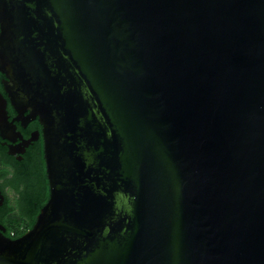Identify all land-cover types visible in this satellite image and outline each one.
<instances>
[{"label":"water","instance_id":"1","mask_svg":"<svg viewBox=\"0 0 264 264\" xmlns=\"http://www.w3.org/2000/svg\"><path fill=\"white\" fill-rule=\"evenodd\" d=\"M0 30L50 190L0 264H264V0H0Z\"/></svg>","mask_w":264,"mask_h":264},{"label":"flooded vegetation","instance_id":"2","mask_svg":"<svg viewBox=\"0 0 264 264\" xmlns=\"http://www.w3.org/2000/svg\"><path fill=\"white\" fill-rule=\"evenodd\" d=\"M11 85L0 69V228L17 239L36 222L50 190L44 128L29 108L13 102Z\"/></svg>","mask_w":264,"mask_h":264},{"label":"trees","instance_id":"3","mask_svg":"<svg viewBox=\"0 0 264 264\" xmlns=\"http://www.w3.org/2000/svg\"><path fill=\"white\" fill-rule=\"evenodd\" d=\"M35 220H33V222H31V224L27 227V229H31L32 227H33V225H34V222Z\"/></svg>","mask_w":264,"mask_h":264}]
</instances>
